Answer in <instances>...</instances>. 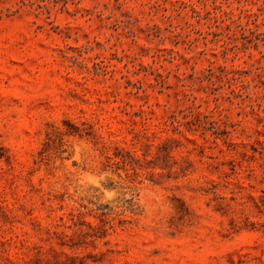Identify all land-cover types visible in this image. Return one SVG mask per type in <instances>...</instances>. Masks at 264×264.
Returning <instances> with one entry per match:
<instances>
[{
    "label": "rangeland",
    "instance_id": "obj_1",
    "mask_svg": "<svg viewBox=\"0 0 264 264\" xmlns=\"http://www.w3.org/2000/svg\"><path fill=\"white\" fill-rule=\"evenodd\" d=\"M0 264H264V0H0Z\"/></svg>",
    "mask_w": 264,
    "mask_h": 264
}]
</instances>
